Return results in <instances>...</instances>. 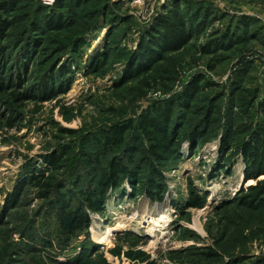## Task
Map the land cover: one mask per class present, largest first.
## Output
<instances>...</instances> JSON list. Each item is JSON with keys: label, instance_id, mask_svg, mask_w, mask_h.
<instances>
[{"label": "rangeland", "instance_id": "obj_1", "mask_svg": "<svg viewBox=\"0 0 264 264\" xmlns=\"http://www.w3.org/2000/svg\"><path fill=\"white\" fill-rule=\"evenodd\" d=\"M173 3L209 16L202 36L167 56L152 74L125 84L129 57ZM52 11L66 22L62 30L47 31ZM0 17L11 23L1 44L8 53L4 79L21 78L27 98L16 103L0 93V264H264V207L252 210L241 202L242 191L255 181L244 183L237 151L251 130L264 125V0H0ZM33 35L41 43L24 65L18 61L21 39ZM223 36L236 40L232 48L201 50ZM65 67L67 76L58 79ZM197 75L203 77L197 109L193 116L181 114L180 124L188 129L200 108L214 104L220 125L205 145L184 141L180 159L160 165V200H150L142 186L132 196L124 181L108 193L101 215L90 213L86 233L62 235L49 203L27 182L30 174L53 176L56 186L64 181L62 191L75 199L90 179L84 162L94 159L99 134L128 120L137 128L146 109L180 97ZM46 87L55 91L49 101ZM230 114L237 135L221 156ZM53 153L62 159L56 170L45 163ZM17 184L22 192L7 207ZM191 192L205 200L202 206L187 207ZM162 217L168 220L158 223ZM209 251L219 262L206 257Z\"/></svg>", "mask_w": 264, "mask_h": 264}, {"label": "trees", "instance_id": "obj_2", "mask_svg": "<svg viewBox=\"0 0 264 264\" xmlns=\"http://www.w3.org/2000/svg\"><path fill=\"white\" fill-rule=\"evenodd\" d=\"M54 14L52 11L45 18L47 31H58L64 28L66 22ZM208 18V15H201L199 10H184L179 3H173L165 14L157 16L156 23L138 44V51L132 58L129 57L127 62L129 69L123 79L126 81L125 84L152 74L158 63L164 61L167 56L187 48L193 38L199 39L208 23ZM241 24L247 34L249 26L247 19L244 18ZM10 26L11 23L7 18L0 17V93L6 94L16 103H21L27 100L26 94L21 91L24 85L23 80L20 78L13 83L4 79L8 53H5L1 44L8 39ZM32 32L34 35L41 32L38 24H33ZM39 39L36 36L21 39L24 46L19 49L18 61L24 65L32 61L33 48L41 43ZM235 43L236 40L233 37L223 36L221 42H210L201 50L205 54H211L218 50H228ZM103 58L106 59L107 55L104 54ZM67 72L66 67L60 69L57 78H65ZM201 83H203V77L197 75L188 83L180 97L163 104H154L146 109L139 117L137 128L133 126L131 120H128L103 130L95 143L94 159L88 157L84 162L85 169L88 170V174H91L90 179L84 183V190L77 188L79 194L75 199L70 197L72 195L70 191L69 193L62 191L67 186L64 181L56 186L53 176H47L43 172L30 174L27 182L39 191L41 199L49 203L62 235L71 238L80 233H86L92 223L90 213L101 215L108 193L120 190L124 181L130 187L132 196L137 191V186H142L150 200H160L158 195L164 182V175L159 170L160 165L180 159L179 151L184 141H188L191 146L205 145L209 136L218 131L220 112L214 104L208 105L203 110L200 108L201 116L195 122L193 120H190V123L187 122L188 129L180 124L183 119L181 114H191V116L195 114L194 109H197V106H194V102L195 98L201 94ZM42 93L45 101H49L55 91L46 87ZM230 115L226 120L224 133L220 137L221 156L226 154L225 149L233 146L234 137L237 135V125L232 121L234 116ZM247 132L244 130L243 134ZM129 133H131L130 136ZM237 151L244 163V183L255 181L253 186L242 191L241 202L252 210L264 207V180H258L260 177L264 178V125L251 130L238 144ZM108 155H113L112 159L107 160L102 167L100 159ZM60 158L61 156L55 153L45 158L48 169H58L62 160ZM72 185L75 188L79 187V178L73 180ZM21 188L22 184L14 186L12 194L8 195L7 207L8 203H14L19 197ZM191 193L189 201L186 202L187 207L202 206L205 200ZM68 194H70L69 197ZM73 201L75 206L72 204ZM206 257L220 260L218 254L210 251Z\"/></svg>", "mask_w": 264, "mask_h": 264}, {"label": "bare ground", "instance_id": "obj_3", "mask_svg": "<svg viewBox=\"0 0 264 264\" xmlns=\"http://www.w3.org/2000/svg\"><path fill=\"white\" fill-rule=\"evenodd\" d=\"M167 218H164V217H162V218H159L158 219V223H162L163 221H165ZM168 220V219H167ZM157 223V222H156Z\"/></svg>", "mask_w": 264, "mask_h": 264}, {"label": "built area", "instance_id": "obj_4", "mask_svg": "<svg viewBox=\"0 0 264 264\" xmlns=\"http://www.w3.org/2000/svg\"><path fill=\"white\" fill-rule=\"evenodd\" d=\"M47 2V1H46Z\"/></svg>", "mask_w": 264, "mask_h": 264}]
</instances>
